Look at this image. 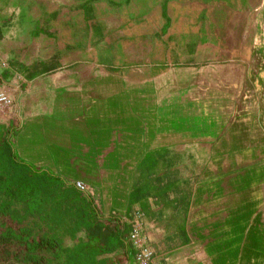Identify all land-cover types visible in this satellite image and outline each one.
<instances>
[{
    "label": "crops",
    "instance_id": "crops-1",
    "mask_svg": "<svg viewBox=\"0 0 264 264\" xmlns=\"http://www.w3.org/2000/svg\"><path fill=\"white\" fill-rule=\"evenodd\" d=\"M0 132L58 254L264 264V0H0Z\"/></svg>",
    "mask_w": 264,
    "mask_h": 264
},
{
    "label": "trees",
    "instance_id": "trees-1",
    "mask_svg": "<svg viewBox=\"0 0 264 264\" xmlns=\"http://www.w3.org/2000/svg\"><path fill=\"white\" fill-rule=\"evenodd\" d=\"M50 178L36 177L29 168L20 167L13 159L11 147L8 137L0 132V191L4 193L8 199L0 205V215L10 214V206L12 202L25 203L33 200L34 197L44 194H50L49 184ZM74 194L75 191L71 190ZM93 229V226L88 225ZM16 244L22 249L25 260L37 264L34 254L41 251L53 250L58 248L57 239L49 238L46 235L32 236L31 231L24 227L16 230L12 227H6L0 233V247ZM87 254L81 252L65 253V264H98L93 253L95 251L89 249Z\"/></svg>",
    "mask_w": 264,
    "mask_h": 264
},
{
    "label": "rangeland",
    "instance_id": "rangeland-1",
    "mask_svg": "<svg viewBox=\"0 0 264 264\" xmlns=\"http://www.w3.org/2000/svg\"><path fill=\"white\" fill-rule=\"evenodd\" d=\"M32 4V2H31ZM224 19L221 17L218 21ZM238 36L235 39V36ZM245 35L241 33L233 34V40L242 41ZM223 41L224 39H219ZM13 159L20 167L29 168L34 176H39L35 169H32L27 163L21 161L16 155ZM34 168V167H33ZM43 176V175H42ZM49 178V177H48ZM56 194L50 193L48 195L40 194L31 201L25 203L12 202L10 206V214L0 215V233L6 227H12L15 230L19 227H24L31 231L32 236L46 235L49 238L61 239L67 234L64 225L56 224L59 209L62 207L56 203ZM8 199L3 192L0 191V205L5 203ZM69 228V227H68ZM37 264H65L64 254H58V248L53 250L41 251L34 254ZM0 264H33L25 260V255L21 248L16 244L0 247Z\"/></svg>",
    "mask_w": 264,
    "mask_h": 264
},
{
    "label": "bare ground",
    "instance_id": "bare-ground-1",
    "mask_svg": "<svg viewBox=\"0 0 264 264\" xmlns=\"http://www.w3.org/2000/svg\"><path fill=\"white\" fill-rule=\"evenodd\" d=\"M83 187L82 183L77 185L78 189ZM152 257V251L148 248H141L137 251L136 259L137 261H147Z\"/></svg>",
    "mask_w": 264,
    "mask_h": 264
}]
</instances>
